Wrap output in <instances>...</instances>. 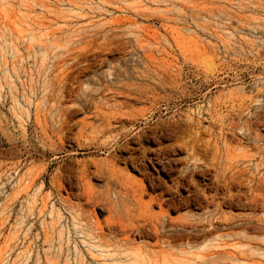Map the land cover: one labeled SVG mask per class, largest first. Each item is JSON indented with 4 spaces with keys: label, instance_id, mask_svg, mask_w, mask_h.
<instances>
[{
    "label": "rangeland",
    "instance_id": "1",
    "mask_svg": "<svg viewBox=\"0 0 264 264\" xmlns=\"http://www.w3.org/2000/svg\"><path fill=\"white\" fill-rule=\"evenodd\" d=\"M260 87L264 0H0V264H124L120 226L139 264H264V236L215 219L216 203L225 215L251 203L218 181L199 113L264 108ZM54 124L62 140L48 139ZM110 171L128 191L115 211L95 203ZM143 211L167 231L140 226Z\"/></svg>",
    "mask_w": 264,
    "mask_h": 264
},
{
    "label": "bare ground",
    "instance_id": "2",
    "mask_svg": "<svg viewBox=\"0 0 264 264\" xmlns=\"http://www.w3.org/2000/svg\"><path fill=\"white\" fill-rule=\"evenodd\" d=\"M112 75L113 73L109 71V76H111L110 78H112L113 81L114 76ZM257 91L263 93L264 87L257 88ZM220 107L219 101H214V103L206 109H201L200 112L198 111L200 114H207L213 123V125L204 129L205 133L208 135L206 142L209 144L212 142V145L207 148L211 151L217 163L218 181H220L221 186L226 187L229 183H236L245 187L246 191L243 193L247 194L246 198L251 203V210L240 215H225V213L219 212L220 204L216 203L215 211L216 214L219 213V215L215 219H224L227 223L241 220L239 223H230V227H236L249 234L254 233L257 236H264V133L260 131L264 129V108L262 106H257L249 110L248 104L243 100L235 102L233 99L230 101L231 111L227 115L222 114ZM245 110H247L249 115H246ZM198 117V115L187 116V133L194 142L202 139L200 119ZM226 126L231 135H239L237 141L238 145L232 146L226 143L227 133L224 132ZM214 130H216L218 136ZM46 136L47 135H45V137ZM54 136H57L59 140L63 138V133L59 131L58 126L52 134L47 137L51 140ZM205 137L206 136H204V138ZM75 138L78 140L80 135H76ZM244 141L247 142V144L244 145ZM190 155L194 158L196 154L192 151ZM110 172L111 173H108L106 176L107 181L105 183V188L100 192L101 197L97 198L95 203H103L108 211H115L114 197L118 196L120 201L124 202V199L120 197V193L126 195L128 191L126 190L127 187L125 186L124 180L116 176L114 177L113 171ZM87 177L88 171L86 165L81 168L79 166L78 180L81 185L80 195L84 197L86 201H90L95 190L89 184ZM109 181L115 182L119 186V189L122 190L116 191L112 189L108 185ZM130 189L132 198H135L138 194V189L134 186H130ZM118 197L116 199H118ZM64 200L67 201L68 210H72V212L75 211V213L79 210L78 207L70 202L69 194L64 197ZM139 218L142 221L139 223L140 226L150 224L151 229L156 233H158L160 229L165 230L166 228V225L159 217L155 218L147 211L141 212ZM171 221L173 224L168 228L175 227L174 224L176 220ZM89 223L90 221L87 219L85 225H90ZM120 227L119 235H113L112 238L114 241L119 242L120 246L124 249V251L121 252V260L126 261L124 264H139L137 258L139 250H133L132 247H128L131 243V238L130 233H127V231L130 228L125 226ZM165 231L164 234L166 233ZM250 236L251 235H248L246 239H249Z\"/></svg>",
    "mask_w": 264,
    "mask_h": 264
}]
</instances>
